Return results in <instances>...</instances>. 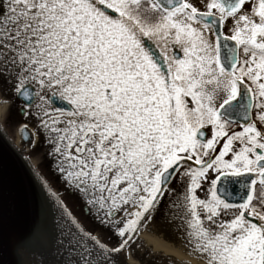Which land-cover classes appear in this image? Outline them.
Here are the masks:
<instances>
[{
  "label": "snow or ice",
  "instance_id": "6c2138e0",
  "mask_svg": "<svg viewBox=\"0 0 264 264\" xmlns=\"http://www.w3.org/2000/svg\"><path fill=\"white\" fill-rule=\"evenodd\" d=\"M133 260L264 264V0H0V264Z\"/></svg>",
  "mask_w": 264,
  "mask_h": 264
},
{
  "label": "water",
  "instance_id": "95a60500",
  "mask_svg": "<svg viewBox=\"0 0 264 264\" xmlns=\"http://www.w3.org/2000/svg\"><path fill=\"white\" fill-rule=\"evenodd\" d=\"M3 166L6 174L24 195L27 211L25 212L23 218L16 225L17 231H24L30 223L32 215L38 213L41 210L42 201L38 193L30 187L25 177L14 169L12 162L6 156L3 159ZM49 204V211L51 213H55L51 211V207L53 206L51 201H49Z\"/></svg>",
  "mask_w": 264,
  "mask_h": 264
},
{
  "label": "rangeland",
  "instance_id": "374dc122",
  "mask_svg": "<svg viewBox=\"0 0 264 264\" xmlns=\"http://www.w3.org/2000/svg\"><path fill=\"white\" fill-rule=\"evenodd\" d=\"M9 133V136L12 138L11 140L16 141V138L19 136L18 131H13L11 129L7 130ZM21 145V142H19ZM28 156V153H26ZM32 164L37 168V171L43 175V178L48 182L49 185H51L56 192L57 196L60 197L61 201L64 202L65 206H67L75 216L82 217L83 216V205L79 199V197L72 195L71 193L67 192L62 188V186L52 178L51 174L45 171L41 167V161L39 159L31 158ZM134 263L139 264V262L134 261Z\"/></svg>",
  "mask_w": 264,
  "mask_h": 264
},
{
  "label": "bare ground",
  "instance_id": "6f19581e",
  "mask_svg": "<svg viewBox=\"0 0 264 264\" xmlns=\"http://www.w3.org/2000/svg\"><path fill=\"white\" fill-rule=\"evenodd\" d=\"M19 142H20V136H18V137L16 138V141H15V144H16L18 147L20 146ZM157 246H158V247H163L164 250H165L166 252L169 251V250L171 249V247H172L171 245H166V244H164L162 241L159 242V243L157 244ZM4 259H5V261L7 262L8 257H7V254H6V253L4 254ZM131 264H136V263H134L133 261H131Z\"/></svg>",
  "mask_w": 264,
  "mask_h": 264
}]
</instances>
